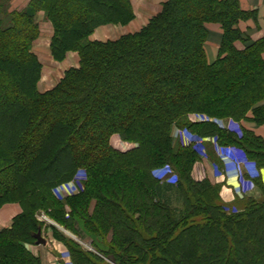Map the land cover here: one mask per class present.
<instances>
[{"label":"trees","instance_id":"obj_1","mask_svg":"<svg viewBox=\"0 0 264 264\" xmlns=\"http://www.w3.org/2000/svg\"><path fill=\"white\" fill-rule=\"evenodd\" d=\"M40 11L54 26L53 58H80L44 93L33 52ZM7 14L8 24L0 15V207L19 203L23 212L0 233V264H43L26 248L41 229L40 208L81 237L79 219L110 237L101 258L57 233L75 264H264V201L245 199L242 211H224L219 189L191 177L198 153L175 147L171 136L175 123L201 114L210 121L185 123L189 133L238 146L264 167L260 137L243 130L239 139L213 121L252 113L264 124V37L250 44L244 37L239 23L250 13L240 0H168L139 32L107 42L89 37L100 26L132 21L131 0H31ZM212 23L223 36L209 63ZM115 133L137 147L114 150ZM165 166L175 182L156 176ZM80 168L87 191L68 200L66 218L53 189Z\"/></svg>","mask_w":264,"mask_h":264},{"label":"crops","instance_id":"obj_2","mask_svg":"<svg viewBox=\"0 0 264 264\" xmlns=\"http://www.w3.org/2000/svg\"><path fill=\"white\" fill-rule=\"evenodd\" d=\"M14 1L13 4H15L17 11L26 8L31 2V0ZM166 1L167 0H131L135 16L132 21L126 25L106 24L100 26L90 35L89 40L93 42L115 41L124 35L139 32L154 16L161 12L162 6ZM240 6L242 10L255 13L256 15V18H250L239 24V28L243 32L244 37L250 40L249 44L263 38L264 0H240ZM35 21L39 26L40 34L33 43V52L37 55L42 64V75L38 83V90L44 92L55 87L64 77L66 71L71 68L79 67L80 58L77 52H69L63 61H56L51 52V41L54 35V26L52 22L47 19L43 11L36 14ZM212 29L215 30L214 28H210L209 38L205 44L209 63L216 62L220 48V43L214 44L212 41ZM216 30L221 32L222 37V30ZM236 46L239 49L244 48V44L241 42H237ZM198 116L199 115L194 116V120L197 119ZM199 117L204 119L208 118L206 116ZM252 117L253 114L250 113L249 119L242 120L241 127L244 131L251 132L264 141V124L254 122ZM218 123L222 126H228L229 121L225 119ZM205 140H207V158L202 159V163L200 162L202 168H204L205 178L202 177L199 178V180H208L213 186L217 187L220 191L222 202L230 206L239 205L240 202L245 199L259 200L264 198V167H259L258 169L255 165H232L227 159L220 157L216 153L214 145L212 146L209 138ZM241 177L247 180V187L240 185L239 179ZM20 213V208L16 205H6L2 207L0 209V231L4 228H8L10 226V221ZM48 246L49 244H35L32 252L35 255H40ZM53 258L49 256L45 264H49L50 262L54 263Z\"/></svg>","mask_w":264,"mask_h":264},{"label":"rangeland","instance_id":"obj_3","mask_svg":"<svg viewBox=\"0 0 264 264\" xmlns=\"http://www.w3.org/2000/svg\"><path fill=\"white\" fill-rule=\"evenodd\" d=\"M14 2H15L14 0H0V5L2 6V7H0L1 8L0 15H2L1 16L2 19L7 21V24H8V14L7 13L17 11L15 4H13ZM16 4H17V2H16ZM24 9H22V10H24ZM247 13H250V12H247ZM250 18H252V19L256 18L255 13H250L249 18H247V20ZM247 20H243V21H247ZM207 26H208L209 34H210V28L215 29V30L212 29V33H211V34H213L212 41L214 42V44L220 43V45H221V41H222L221 32L216 30V29L222 30V26L220 24H214V23L209 24ZM209 34H208V38H209ZM222 36H223V30H222ZM220 37H221V39H220ZM208 38H207V40H208ZM207 40H206V42H207ZM206 42H205V44H206ZM50 90H47V91H50ZM47 91H44V92H47ZM44 92H41V93H44ZM197 115L204 116L201 114H188L179 123H175L176 125H173L172 131H171V136L173 138V143H174L173 145L175 147H178V145H182V146H191L192 148H194L193 145L187 144V140H190V139H189V134L187 133L188 129L185 127V123H187V122L195 123L194 116H197ZM213 121H214V123H218L221 120L220 119H213ZM226 121H229L228 126H226L227 131L229 130V128H232V126H233L232 123L238 124V126L243 131V129L241 127L242 121H233L230 119H226ZM229 132H231V131L229 130ZM231 133H233V132H231ZM233 134H235L239 139L242 137L237 133H233ZM206 141L207 140L204 139V146H205L206 153H207ZM209 141L211 142L212 146L214 145L215 151L217 153L216 139L214 137H209ZM109 142H110L111 147L114 150L121 152V153L129 152V151H131L137 147V143L124 140L118 133L111 135ZM198 158L199 159L195 162V165H194L193 170L191 172V177L196 182L199 180V178H202V177L205 178L204 177L205 176L204 168H202V164H201L202 163L201 160L205 159V158H201V157H199V155H198ZM249 163L252 166L255 165L256 168L259 169V166H257V164H255V162H252L249 160ZM165 167H169V166H165ZM165 167H163V168H165ZM157 170H159V169H157ZM157 170H155V171H157ZM87 182H88V173L85 169L80 168L71 181L66 182V183H62L53 189L54 196L59 201H61L62 205L64 204L65 211H66V218L71 216V209H70L69 205L67 204L68 200L72 197H76L78 195H81V194H83V192L87 191ZM199 182H202V181L199 180ZM218 198H219V202L222 203L224 206V211H226L228 213H230V212L235 213L238 211H242L241 208H243L245 206V203H243V201H245V200L241 201L240 204L236 205V206H230V205L224 204L221 200L220 191H219ZM254 200L258 201V202H263L264 198L259 199V200H256V199H254ZM91 202H92V204L90 206V210H89L90 212H92L94 210V207L96 204V202L94 200H92ZM6 205H16L20 208L21 213L23 212V209L19 203H14V202L6 203L2 207L6 206ZM2 207H0V209ZM50 210L51 209H45L44 210L43 208H40L37 211L36 217H37L38 221L41 223V229L39 231H41L43 238L44 237L46 238V241L49 244V246L46 247L40 255H35L32 252V250H33V246L35 244H37V240L35 239V244L32 242L31 243L26 242V248L30 252H32L33 255H35L36 257H40L43 264H45V261H47V258L49 256L52 258L55 256L53 258L54 263L50 262L49 264H75L71 259L70 251L66 245L67 241H65L64 239L60 238V236H58L59 234H62L64 237H66L70 241H73V242L79 244L84 249V251L92 252V253L96 254L97 256L103 258V253H101V249H106L105 241L110 242L111 241L110 237H106V240H104L103 237L95 235L92 230L88 229V227L83 223V221H81L79 218H77L79 220H78V222H76L77 225L75 228H78L79 230L84 231V233H83L84 235L81 237V236H79V234H77L78 231L73 230L74 232H71L70 230L66 229L63 225H60L58 223L57 219H54L53 217H51ZM20 214H18L17 216H19ZM16 217H14L10 221V226L8 228L2 229L0 231V233L3 232L4 230L10 229L12 226H14ZM57 233H59V234H57ZM47 243H46V245H48ZM37 245H39V244H37ZM105 260L108 263L112 264V262H110V260L108 258L107 259L105 258ZM78 261H80V260H78ZM87 264H91V263H87Z\"/></svg>","mask_w":264,"mask_h":264},{"label":"built area","instance_id":"obj_4","mask_svg":"<svg viewBox=\"0 0 264 264\" xmlns=\"http://www.w3.org/2000/svg\"><path fill=\"white\" fill-rule=\"evenodd\" d=\"M195 123H200V122H205V121H210L208 118L204 119L201 117H197V119L194 120ZM232 122V121H231ZM219 125V127H221L222 129H226V126H222L221 124L217 123ZM232 128H229V130L233 133H237L240 136H242V130L241 128L238 126V124L236 123H232ZM228 130V131H229ZM189 134V139L187 140V144L189 145H193L194 150L198 153L199 157L201 158H206L207 157V153H206V149L204 146V139L197 137L195 135H192L191 133L187 132ZM217 145V154L222 157L225 158L229 161L230 164L232 165H240V164H248L249 166H251V164L249 163V159L247 157L246 152L238 147V146H234V145H229V146H220L218 144ZM156 176L159 177L162 180L168 181V182H175V175L172 174V171L169 167H165L163 169H160L159 171H157ZM240 185L247 187V180H245L244 178H240L239 179Z\"/></svg>","mask_w":264,"mask_h":264},{"label":"water","instance_id":"obj_5","mask_svg":"<svg viewBox=\"0 0 264 264\" xmlns=\"http://www.w3.org/2000/svg\"><path fill=\"white\" fill-rule=\"evenodd\" d=\"M35 239L37 240V244H39V245H46V243H47L46 239L43 238L41 231H39L35 235Z\"/></svg>","mask_w":264,"mask_h":264}]
</instances>
